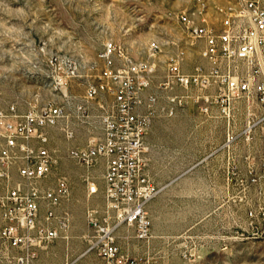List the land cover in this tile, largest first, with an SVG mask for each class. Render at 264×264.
Segmentation results:
<instances>
[{
    "label": "rangeland",
    "instance_id": "rangeland-1",
    "mask_svg": "<svg viewBox=\"0 0 264 264\" xmlns=\"http://www.w3.org/2000/svg\"><path fill=\"white\" fill-rule=\"evenodd\" d=\"M236 0H0V99L4 108L15 104L20 113L49 100L67 104L56 94V79H49L52 58H75V65L88 67L107 41H114L135 61L149 59L154 45L161 46L156 57L158 72L152 92L159 97L157 113L148 135L147 180L159 189L147 206L152 237L138 240L132 227L122 226L117 241L123 255L136 264H264V175L260 136L252 145L258 155L257 183L247 172L249 161L238 158L246 151L243 142L234 154L218 152L226 138L228 120L236 130L243 126L247 101L232 104L230 118L221 107L209 114L200 104L180 108L174 116L161 112L169 105L171 93L159 90L172 59L181 56L182 69L192 73L196 66L207 68L200 51L203 43L193 41L179 20L183 14L217 25L222 9ZM84 72V71H82ZM98 74V72H95ZM84 81L73 82L69 94L82 101ZM180 92V91H176ZM228 112V110H227ZM53 147L61 151L58 169L38 183L42 190L57 187L66 177L70 200L66 207L72 224L70 240H58L49 255L36 264H63L68 253L79 255L84 236L91 228L89 209L103 216L105 208L103 167L90 172L99 192L89 195V172L66 156L68 147L83 145L84 133L75 143L67 142L58 129L50 131ZM217 153L202 161L204 152ZM233 151V150H231ZM13 181H18L16 172ZM0 183V194L3 193ZM84 264H104L90 255Z\"/></svg>",
    "mask_w": 264,
    "mask_h": 264
},
{
    "label": "built area",
    "instance_id": "built-area-1",
    "mask_svg": "<svg viewBox=\"0 0 264 264\" xmlns=\"http://www.w3.org/2000/svg\"><path fill=\"white\" fill-rule=\"evenodd\" d=\"M179 20L193 41L203 43L200 54L207 68L196 66L192 73H185L181 56L172 59L157 86L171 93L169 105L161 112L174 116L180 108L200 104L205 114L221 107L230 118L232 104L246 100L243 126L237 131L228 120L225 142L218 151L230 156L240 142L251 148L259 135L264 175V0H236L232 9L221 10L217 25L185 14ZM160 53L158 45L149 52V59L135 61L110 40L88 67L76 66L75 58L65 61V55L51 59L48 78L56 79V94L63 95L67 104L48 100L20 113L15 104L4 108L0 99V183L4 191L0 194V264H36L58 240H70L67 178L46 190L38 185L60 165L62 153L53 147V129L69 143L77 141L80 131L84 133L83 145L68 147L66 156L89 172L85 179L89 195L100 189L90 172L98 165L103 167L106 203L103 216L96 209L88 210L91 231L83 237L85 248L79 255L68 253L63 264H84L90 255L104 264H136L123 255L117 232L125 225L134 228L138 240L152 237L147 206L159 189L145 175L146 139L157 113L159 97L152 87ZM76 81H84L81 102L68 92ZM243 158L249 161L251 183H257L258 166L252 161L258 155ZM14 172L18 181H13ZM259 215L264 220V208Z\"/></svg>",
    "mask_w": 264,
    "mask_h": 264
},
{
    "label": "crops",
    "instance_id": "crops-1",
    "mask_svg": "<svg viewBox=\"0 0 264 264\" xmlns=\"http://www.w3.org/2000/svg\"><path fill=\"white\" fill-rule=\"evenodd\" d=\"M214 108V107H213ZM212 108V109H213ZM224 142H225V139H224ZM224 142H223V144H224ZM255 142H256V140H255ZM255 142L253 143V144H255ZM244 143V142H243ZM222 144V145H223ZM221 145V146H222ZM244 145H246V144H244ZM221 148V147H220ZM247 150L246 151H244V152H242V154L238 157V158H240V159H244L243 158V156L244 155H246V154H251V153H253L252 152V147L251 148H248L247 146L245 147ZM219 153H221L222 154V156H224L225 157V155L227 154V152L226 151H224V150H220V151H218ZM213 153H211V152H204L203 153V157H202V161L204 162V161H207V160H209V159H211L214 155H212ZM45 253H47V255H49L50 254V252H45ZM44 253H42L41 255H43Z\"/></svg>",
    "mask_w": 264,
    "mask_h": 264
},
{
    "label": "bare ground",
    "instance_id": "bare-ground-1",
    "mask_svg": "<svg viewBox=\"0 0 264 264\" xmlns=\"http://www.w3.org/2000/svg\"><path fill=\"white\" fill-rule=\"evenodd\" d=\"M254 1H261V0H254ZM232 8H233V4H231V6L226 7V8H224V9H232ZM156 46H158V45H154V47H152V49L156 48ZM152 49H151V50H152ZM69 61H72V60L70 59ZM50 102H53V101H50Z\"/></svg>",
    "mask_w": 264,
    "mask_h": 264
}]
</instances>
